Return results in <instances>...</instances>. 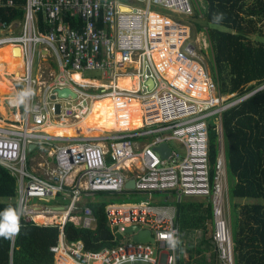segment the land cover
I'll use <instances>...</instances> for the list:
<instances>
[{
	"label": "built area",
	"instance_id": "built-area-1",
	"mask_svg": "<svg viewBox=\"0 0 264 264\" xmlns=\"http://www.w3.org/2000/svg\"><path fill=\"white\" fill-rule=\"evenodd\" d=\"M140 1L147 2L146 8L117 0H25L21 21H0V46L19 48L18 80L34 92L29 110L21 105L17 125H0V168L17 185L19 224L57 227V242L49 248L53 264H184L173 203L207 199L212 252L220 264H235L232 229L223 211L225 160L217 153L209 180L207 129L209 121L219 124L224 111L264 86L224 101L191 41L190 26L150 11L157 5L191 16L190 0ZM11 5L0 0V8ZM64 17L80 23L71 27ZM35 51L48 68L37 69L32 78ZM87 71L98 72L99 78L73 79ZM120 78L137 83L120 87ZM57 89H70L74 97H58ZM105 98L118 105L135 101L142 127L92 137L53 136L46 130L51 124L76 125ZM29 144L33 149L27 153ZM162 144L170 148L167 159L155 150ZM34 162L40 175L32 169ZM127 180H133V189L124 187ZM99 193L145 199L107 204L114 245L91 251L82 240H67L64 226L72 222L94 230L96 217L87 203ZM130 226L149 230L152 242H135L136 231H124ZM169 234L178 240L175 248L168 244Z\"/></svg>",
	"mask_w": 264,
	"mask_h": 264
},
{
	"label": "trees",
	"instance_id": "trees-1",
	"mask_svg": "<svg viewBox=\"0 0 264 264\" xmlns=\"http://www.w3.org/2000/svg\"><path fill=\"white\" fill-rule=\"evenodd\" d=\"M18 5L23 0H14ZM204 7L194 10V18L201 15L204 24L195 25V32H205L209 41L210 67L213 80L222 95L242 96L264 86V43L253 44L248 36L255 30L252 19L264 17V0H254L249 5L247 0H203ZM130 11L129 8H122ZM7 11L10 16L3 14ZM18 7L13 6L0 12V18H14ZM222 14V20L216 22L214 17ZM208 25L216 26L215 28ZM217 27L223 28L216 29ZM5 65L8 73L18 72L22 76V62L17 46L0 48V66ZM3 71V70H1ZM0 72V120L16 123L14 106L11 102L13 90L2 78ZM76 78V76H73ZM126 79L123 86L136 80L122 78L118 85ZM131 82V83H130ZM129 108L116 112L117 116L127 114L120 120H109L107 116L96 122L92 117L88 122H80L81 131L106 134L120 131L130 125L135 129L142 127L141 112L136 102ZM106 113V109L102 114ZM222 133L226 156L228 193L230 199H250L251 204L235 205L232 214V234L234 242L235 264H264V89L258 91L247 100L229 108L222 113ZM75 127V125H74ZM64 127L59 130H70ZM76 129L69 132L73 135ZM122 131V130H121ZM217 154V135L214 124L209 121L207 129L208 177L211 180L212 165ZM104 195V194H98ZM16 187L14 179L0 168V213L11 207L16 209ZM96 217L94 230L84 229L67 222L64 233L67 240H82L87 250L98 251L114 245L112 234L108 229L104 202L87 204ZM176 223L180 232L179 249L188 254L189 263L220 264L216 254L212 253L206 261L201 246L208 242L206 237L211 229V205L207 199H185L176 205ZM199 231L202 234L200 244L195 247L181 243L187 239L186 233ZM58 229L51 225H36L20 222V230L11 237L0 236V264H52L54 259L49 248L56 244ZM210 239V236H209ZM196 256L197 259L193 258Z\"/></svg>",
	"mask_w": 264,
	"mask_h": 264
},
{
	"label": "rangeland",
	"instance_id": "rangeland-1",
	"mask_svg": "<svg viewBox=\"0 0 264 264\" xmlns=\"http://www.w3.org/2000/svg\"><path fill=\"white\" fill-rule=\"evenodd\" d=\"M117 1L125 2L126 4H129V5L133 6V7L142 8V9L146 8V6H147V2L146 1H140V0H130V1L117 0ZM253 2H254V0H247V3L249 5L253 4ZM190 4H191V7H192V12H193L191 16H186V15H183V14H180V13H174V12L169 11L168 9H164L163 7H160V6H157V5H151L150 6V11L158 13V14L165 15L168 18H170V19H172V20H174L176 22L187 23L190 26V28H191V41L196 44V46L198 48L199 56H200V58L202 60L203 65L205 66V70L210 75V77L212 78L211 67H210V63H209L211 55H210V51H209V42H208L207 35H206L205 32H199V33L195 32L196 23L205 25L204 24V20L200 21L201 15H199L198 18H194V10H196L197 7L198 8H203L204 7V2H203V0H190ZM252 21H253V25L248 26V28H251L252 30L254 29L255 33L250 34L248 36V39L253 44H258V42H263L264 43V17L261 18V19H257L256 17H254L252 19ZM208 27L215 28L216 26L208 25ZM216 29L223 30V28H220V27H217ZM36 68H37V60H36V56L34 54L33 55V59H32L31 77L36 74ZM46 68H48V66L45 64V68L41 67V71L45 70ZM75 76L77 77L78 81L82 80L81 79V75L77 74ZM82 77H85V78H99V73L95 72V71H87V72H84L82 74ZM126 81H127L126 79H124L123 82L121 80L122 86L124 85V83ZM136 83H134V85ZM127 86H129V85H127ZM131 86H133L132 83H131V85L129 87H131ZM129 87H127V88H129ZM231 99H233V96L223 95V100L224 101L231 100ZM132 102H135V101H132ZM126 107L131 109V104L126 105ZM105 116H107L109 118V120L114 122L112 120V116H111L110 113L106 112V113L102 114V119H104ZM67 124L63 125V127H66ZM77 124L78 125H87V124H81L80 122L76 123V125ZM76 125H75V127H76ZM54 130H57V129H54ZM121 130L122 131L123 130H132V127L130 125H127L125 128H123V129L121 128L120 131ZM87 133L94 134V133H91V130H87ZM95 135H99V133H95ZM178 150H179L180 153H182L180 149H178ZM32 169H34V171H35V173L37 175H40L39 162H34L32 164ZM160 197L165 198L166 196H159V195L154 196L155 199H158ZM104 198H106V201L108 203H115V204L138 202L140 200H144L145 199L144 196H133V197H130V198H125V196H109V195H106ZM197 200H200V199H197ZM10 201L14 202V199H11ZM226 215H227V209H226ZM227 220H229V219L227 218ZM199 237H200L199 236V232L194 233V235L190 238L191 243L193 245L194 244H198L199 243V239H200ZM185 242H186V239H185Z\"/></svg>",
	"mask_w": 264,
	"mask_h": 264
},
{
	"label": "crops",
	"instance_id": "crops-1",
	"mask_svg": "<svg viewBox=\"0 0 264 264\" xmlns=\"http://www.w3.org/2000/svg\"><path fill=\"white\" fill-rule=\"evenodd\" d=\"M6 1V0H5ZM12 1V5L11 6H6V7H1L0 8V12L2 13V11L4 10V9H6V8H11V7H13V6H15L16 5V7H18V11H17V13H16V15H14L13 17L14 18H12V19H10V20H6V19H1L0 18V21H2V22H5V23H15V22H19V21H21V19H22V17H23V8H24V5H25V0H23V3H21V4H19L18 5V2H15L14 0H11ZM5 13L3 14L6 18L7 17H9L10 16V14L7 12V11H4ZM40 19H41V16H40ZM63 21H64V23H66V24H68L69 26H71V27H76L79 23H80V20L78 19V18H70V17H64L63 18ZM5 46H7V45H5ZM2 47H4V46H2ZM1 48V47H0ZM35 56H36V60H37V68H36V72H37V69H41V67L42 68H45V63H43V62H41V60L40 59H37V58H42L41 56H39V55H37V52L35 51ZM1 70H3V71H1ZM0 72L3 74L4 72H7L6 71V67H5V65H1L0 66ZM8 73V72H7ZM9 74H13V76H17V74H19L18 72H13V73H9ZM37 74V73H36ZM36 74H35V76H36ZM20 75V74H19ZM21 76V75H20ZM34 77V75L32 76V78ZM2 78L11 86V88H12V90H13V97H15L16 96V94H17V92L18 91H20L23 87H22V85L21 84H18V83H14V84H10L9 82H8V80L7 79H5L4 77H3V75H2ZM137 82V80H135L134 82H132V84L134 85V83H136ZM131 85V84H130ZM129 85V86H130ZM129 86H123V87H129ZM132 87V86H131ZM131 87H129V88H131ZM255 94V93H254ZM253 94V95H254ZM3 99H1L0 100V105L3 103ZM16 106L17 105H15L14 106V111L16 112ZM21 107V106H20ZM131 110L132 109H129V115H127L125 118H127V117H129L130 116V114H131ZM15 115H16V113H15ZM222 115V114H221ZM17 117V116H16ZM18 118V117H17ZM0 121H2V120H0ZM3 122V121H2ZM6 123V122H5ZM16 123H17V120H16ZM214 124V130H215V132H216V135H217V153H219V152H221L222 153V155H223V157H224V160H225V165H226V156H225V148H224V138H223V133H222V116L220 117V122H219V124H216V123H213ZM1 125V124H0ZM54 125H58V124H54ZM54 125H48V126H54ZM50 127H47V128H50ZM217 127V128H216ZM77 129H79V128H77ZM80 131L77 133L76 131H75V133L73 134V135H69V134H66V133H60V132H51V131H49V132H51V133H53V134H55V135H57V136H63V137H74L75 135H77V134H79V135H81V136H92V135H95V134H86V133H84L83 131H81V129H79ZM124 131V130H123ZM33 149V148H32ZM216 156H217V154H216ZM227 172V171H226ZM7 173V172H6ZM8 174V173H7ZM9 175V174H8ZM11 177V176H10ZM12 178V177H11ZM14 179V178H13ZM14 183H15V180H14ZM15 187H16V190H17V185H16V183H15ZM99 194H104V195H95L94 196V200H92V201H89L87 204H92V203H94V202H104L106 205L107 204H114V203H108L107 201H106V198H104L106 195H109V196H122V195H115V194H106V193H99ZM251 200L250 199H230L229 198V193H228V181H227V175H226V187H225V192H224V205H223V211H224V214H225V218H226V220H227V218L229 219V220H227V222L228 223H230V227H231V229H232V226H231V223H232V219H233V217H232V214H231V211H233V207L235 206V205H244V204H251ZM174 204V206L177 204V203H173ZM175 208H176V206H175ZM226 209H227V215H226ZM76 226V225H75ZM78 227V226H77ZM109 229V228H108ZM110 231V230H109ZM197 232H199V231H192V232H188V233H186V237H187V239H186V242H185V238H183L182 240H181V243L183 244V245H185V244H188V245H190V247H195L197 244H192L191 243V240H190V238L194 235V233H197ZM210 234H211V229H210V226H209V231L207 232V234H206V237H208V242L206 243V244H204V245H202L201 246V249L203 250V252L205 253V258H206V261L207 262H209L208 261V258L211 256V255H213L212 253H214V252H212V249H211V243H210V239H209V236H210ZM199 243L198 244H200L201 243V240H202V234L199 232ZM179 253H180V255H182V262L184 263V264H186L188 261H189V259H188V254H187V252L186 251H184V250H180L179 249ZM193 258H195V259H197V257L194 255L193 256ZM216 260H217V258H216ZM217 262H219V260H217ZM192 263V262H191ZM194 264H196L195 262H194ZM208 264H210V263H208Z\"/></svg>",
	"mask_w": 264,
	"mask_h": 264
},
{
	"label": "bare ground",
	"instance_id": "bare-ground-1",
	"mask_svg": "<svg viewBox=\"0 0 264 264\" xmlns=\"http://www.w3.org/2000/svg\"><path fill=\"white\" fill-rule=\"evenodd\" d=\"M3 46H5V45H3ZM0 47H2V46H0ZM74 75H77V74H74ZM3 77L5 79H7L10 84L18 83V84H21L23 87V83L18 80V77H21L19 74H17V76H13V74H9L7 72H4ZM82 78H85V77H82V75H81V79ZM73 79H76L78 81L77 77L76 78L73 77ZM85 79H87V78H85ZM120 79H122V78H120ZM119 80H118V83H119ZM66 95L67 94H64L61 96H66ZM20 106H16V112L15 113H16V116L18 117L17 123H5V122L0 121V124L3 126H8V125L15 126V125H17L20 121V119H19V115L21 113V107ZM104 109H106V112L110 113L112 116V119L114 118L115 120H120L127 115V114H122L120 116L116 115V112L127 109L126 105H118L117 103H115L114 100L105 98V99L95 101L93 103L91 111L82 120H80V122H88L92 117H94L96 122H98L102 117V111H104ZM102 121H103V119H101L100 122H102ZM52 125H54V124H52ZM73 127H74V125H67L66 126L67 129L73 128ZM63 128H64L63 125H54V126H51L50 128H46V130L48 132L51 131V132H60V133L69 134V132L79 128V126L76 125V127H74V129H70L68 131L67 130H59V129H63ZM54 129H57V130H54ZM132 130H135V128H133ZM51 132H49V133L52 134L53 136H57ZM84 133H86V132H84ZM86 134H88V133H86ZM103 135H105V134L92 135V136H103ZM92 136H89V137H92ZM61 137H63V136H61ZM60 264H71V263L62 261Z\"/></svg>",
	"mask_w": 264,
	"mask_h": 264
},
{
	"label": "clouds",
	"instance_id": "clouds-1",
	"mask_svg": "<svg viewBox=\"0 0 264 264\" xmlns=\"http://www.w3.org/2000/svg\"><path fill=\"white\" fill-rule=\"evenodd\" d=\"M222 18V14H218L214 17V20L219 22L222 20ZM33 95V90L29 87H25L17 92L16 96L12 98L11 102L17 106L23 105L25 107V111H28L29 109L27 101ZM19 217V211L11 207L0 213V236L11 237L17 234L20 230ZM167 240L170 247H176L178 240L175 238L174 234H169L167 236Z\"/></svg>",
	"mask_w": 264,
	"mask_h": 264
},
{
	"label": "water",
	"instance_id": "water-1",
	"mask_svg": "<svg viewBox=\"0 0 264 264\" xmlns=\"http://www.w3.org/2000/svg\"><path fill=\"white\" fill-rule=\"evenodd\" d=\"M70 89H57L56 93L58 97H67V96H71L74 97V93L72 92ZM67 94L66 96H61ZM170 144L172 146H175V142H170ZM33 145L29 144L26 148V152L29 153L30 150L32 149ZM156 152H158V154L162 157V158H168L169 157V152H170V148L168 145L166 144H162L159 147L155 148ZM124 187L127 189H133L134 187V182L133 180H127L124 184ZM131 230H135L136 234L133 235V240H135V242H152L153 238L151 236V233L149 230H145V229H139L137 226H130V227H125L124 231H131Z\"/></svg>",
	"mask_w": 264,
	"mask_h": 264
}]
</instances>
